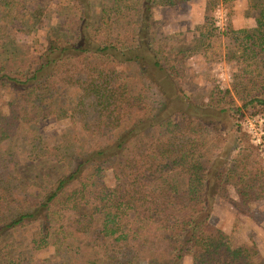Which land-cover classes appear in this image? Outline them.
I'll return each mask as SVG.
<instances>
[{"label": "trees", "instance_id": "obj_1", "mask_svg": "<svg viewBox=\"0 0 264 264\" xmlns=\"http://www.w3.org/2000/svg\"><path fill=\"white\" fill-rule=\"evenodd\" d=\"M213 1L197 27L203 50L219 36ZM244 2L257 9L259 29L233 48L259 63L264 3ZM171 3L0 0V38L8 24L35 29L51 13L58 18L46 23L32 58L0 50V264H33L42 251H51L43 264H182L186 255L192 264H264L255 246L231 245L211 220L217 198L243 215L264 198L261 159L238 123L242 109L264 111V86L241 106L186 94L177 57L183 50H167L155 32L154 7ZM222 34L239 40L229 24ZM259 76L264 81V71ZM51 120L67 123L49 144L39 129ZM19 136L25 146L14 142ZM42 161L65 169L53 181L41 174L34 188L22 164ZM29 225L25 257L12 235Z\"/></svg>", "mask_w": 264, "mask_h": 264}, {"label": "rangeland", "instance_id": "obj_2", "mask_svg": "<svg viewBox=\"0 0 264 264\" xmlns=\"http://www.w3.org/2000/svg\"><path fill=\"white\" fill-rule=\"evenodd\" d=\"M198 1H202L204 4V0H175L171 3L168 7L162 10L163 6L156 7L154 11L155 17V32L157 37H163L164 46L167 50L172 47V51H177L179 47H183L184 52L182 51L181 54H178L177 57L179 62L181 63L183 73L185 75L184 79L182 80L181 86L186 94L191 96L195 101L199 103H206L209 101H213L218 98H223L222 102H227L229 105L234 106H241L242 101L248 99L252 93L254 92H261L260 87H263L264 81L262 77L259 75H263L264 71V51L258 50L256 61L254 59H247L246 55L243 54L241 48L235 50L233 48L234 43H250L251 40L244 39L245 34L247 31H251L257 28V20L256 17L251 19L243 18L244 14L241 13L242 5L240 1L231 0L229 4H225L222 0H215L213 1V5L210 7V12L213 19L214 26L219 31L220 38L214 40V43L211 45V49L207 50V55L205 57L200 58H186L185 53L189 46L191 45V29L187 31V34L182 32H170L171 28L174 27H182L183 29V19L190 17L192 19H196L201 17L202 7ZM263 1L264 0H260ZM33 2L27 1L26 4L29 6ZM249 5L244 4L243 10L246 13L253 15L252 13H256L257 9L253 7V3L249 2ZM173 4V5H172ZM206 6L207 0H205V6L203 10V17L205 19L206 13ZM220 9L222 14V23L224 25L222 27H218L216 25V16L217 10ZM161 11H164L163 15L160 17ZM183 15V17H182ZM191 15V16H190ZM8 19V18H7ZM187 21V20H186ZM185 21V23H186ZM262 22L263 19H262ZM44 25L39 28H28L26 30L21 29H10V24L7 25L8 34L4 35L0 38V50L5 51L6 53L13 56V51L21 55L25 52H28L32 58L34 55V46H38L39 43H42L46 32L48 30L46 23L50 25H56L58 23V18L51 13L49 20H43ZM248 23V24H247ZM229 24L234 27V25H239V27L243 26L241 29L239 27L235 30L236 35H238L239 40L231 42L227 36H223V31L225 30V26ZM245 25V27H244ZM44 26V27H43ZM182 29H180L182 31ZM238 30V31H237ZM188 32L189 35H188ZM179 34V35H178ZM258 33H256L257 35ZM181 35V36H180ZM183 35V37H182ZM259 35V34H258ZM218 36V37H219ZM182 37V42H181ZM13 41V43H12ZM243 46V45H241ZM264 47V45H263ZM191 48V46H190ZM189 48V49H190ZM231 50L230 58H224L223 55L220 53L221 51ZM188 53V52H187ZM29 58V59H30ZM251 79V83L247 80ZM235 84L236 88L232 89L231 85ZM228 85V86H227ZM230 89V96L227 93L224 94V89ZM227 107H229L227 105ZM5 109V98L4 95L0 96V112L4 111ZM241 111V110H240ZM242 117L239 118L238 123L240 124L244 120L250 117H259L264 118V111H259L257 108L249 107L247 110L242 109ZM66 120H58V121H48L47 123L40 126L39 131L43 134V140L47 143L51 144L55 141L56 136L55 132L63 127L66 124ZM264 126V121H263ZM22 137H30L29 133H23ZM21 136L14 142L17 145L25 146L26 143H23L21 140ZM251 145H253L257 153L261 159L262 167L264 163V158L262 153L260 152L259 148L256 147L249 139ZM32 163L30 166L22 164V172L26 177L30 180L32 187H36L37 183L38 186L43 184L42 180L39 178L41 174L47 173L49 177V181H53L58 175V173L64 171L65 167L60 166V164L54 163H47L42 161V163L37 162H30ZM39 172V176L35 173ZM103 174V173H102ZM107 182H111L112 178L108 172L104 173L103 177ZM31 188V187H27ZM39 187H37L38 189ZM229 195L232 198H236V191L232 185L228 186ZM212 223L218 226L223 232L229 235V243L233 246L246 244V245H253L258 250L257 261L260 263L264 262V198L258 199L255 201L250 202L249 209L247 215L241 214V212H237L235 206L228 200L223 198L215 199V202L212 206ZM34 231L32 225L26 227L25 230L14 233L12 235L13 241L20 247L21 251H23L25 257L30 256V250L27 246L29 234ZM51 251H42L34 256L32 261L34 260L33 264H43L41 260L45 257H49ZM39 259V261H37ZM56 259L53 258L47 261L46 264H54ZM58 261V260H57ZM182 264H192V258L189 255H186L183 259Z\"/></svg>", "mask_w": 264, "mask_h": 264}, {"label": "crops", "instance_id": "obj_3", "mask_svg": "<svg viewBox=\"0 0 264 264\" xmlns=\"http://www.w3.org/2000/svg\"><path fill=\"white\" fill-rule=\"evenodd\" d=\"M173 1H175V0H173ZM237 1H240L241 2V5H242V12L241 13H243L244 14V19L245 18H247V19H251L250 17H252V18H254L253 17V15H249V13H247V14H245V11L243 10V7H244V4H245V2H244V0H237ZM198 3L199 4H201L200 6L202 7V12H201V16H202V18L201 17H198V18H196V19H192L191 17H190V19H188V18H184L183 19V29H182V27H180V26H178V27H174L173 29L171 28L170 30V32H179V33H181L182 34V32L184 33V35H185V33L187 34V31H190V29H191V34L192 35H190V38H191V48H190V46H189V48L187 49V51H186V58H191V59H193V58H195L196 60H197V57L198 56H200V58H203V57H205V55H207V50L208 49H205V50H203L202 48H201V42H200V39H201V36H200V34H199V31L197 30V27L198 26H201L203 23H204V17H203V10H204V6H205V0H204V4L202 3V1H198ZM170 4H158V5H156L155 7H154V9H153V18H154V20H155V17H154V11H155V9H156V7H158V6H163L162 7V10L164 9V8H166V7H168ZM173 5V4H172ZM164 11H165V9H164ZM164 11H161L162 13L160 14V17L159 18H161V16L164 14L163 12ZM191 16V15H190ZM182 17H183V15H182ZM187 20V21H186ZM185 21H186V23H185ZM248 24V23H247ZM233 28L234 29H236V27L238 28L239 27V25H234L233 24ZM243 26H241V27H239V29H241ZM244 27H245V25H244ZM180 29H182V31L180 30ZM238 31V30H237ZM189 33L190 32H188V35H189ZM179 35V34H178ZM181 36V35H180ZM182 37H183V35H182ZM182 37H181V42H182ZM184 38V37H183ZM220 38V36L218 37H215V38H213L212 40H211V45L214 43V40H217V39H219ZM182 49L183 50V52H184V49L185 48H183V47H179L178 49ZM209 49H211V47L209 48ZM222 55H223V57L225 58L226 56H225V54H226V52L225 51H221L220 52ZM193 57V58H192ZM228 86V85H227ZM229 88V87H228Z\"/></svg>", "mask_w": 264, "mask_h": 264}, {"label": "built area", "instance_id": "obj_4", "mask_svg": "<svg viewBox=\"0 0 264 264\" xmlns=\"http://www.w3.org/2000/svg\"><path fill=\"white\" fill-rule=\"evenodd\" d=\"M221 10L218 9L216 16V25L222 27L224 23H222V14ZM264 118L259 117H250L240 123L241 129L246 132L249 136L250 141L259 148L262 156L264 158V126H263ZM264 168V163H263Z\"/></svg>", "mask_w": 264, "mask_h": 264}]
</instances>
